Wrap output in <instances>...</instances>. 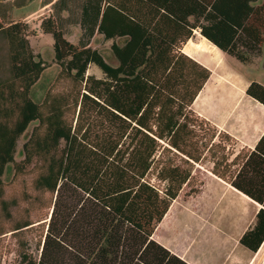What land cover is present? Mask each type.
<instances>
[{
    "label": "trees",
    "instance_id": "trees-1",
    "mask_svg": "<svg viewBox=\"0 0 264 264\" xmlns=\"http://www.w3.org/2000/svg\"><path fill=\"white\" fill-rule=\"evenodd\" d=\"M198 25L222 52L241 63L255 53L264 67V0H87L81 14L85 40L78 46L51 17L40 23L53 38L58 77L76 90L47 92L38 104L31 90L45 64L32 52L27 24L0 18V207L9 214L10 206H18L3 199L9 164L15 175L35 172L34 190L50 195L49 221L64 188L81 197L71 240H62L49 223L38 258L25 234L48 215L0 229V238L9 234L18 243L15 264H187L152 236L185 188L199 192L202 182H192L205 160L214 176L260 206L240 239L258 251L264 241V133L253 149L234 152L235 140L191 109L211 75L181 51ZM94 34L112 41L116 66L88 47ZM90 65L103 78L88 75ZM245 93L264 106V85L251 82ZM32 122L37 125L22 146L23 159L15 163L17 140ZM204 123L211 129L202 130ZM153 172L163 189L150 182Z\"/></svg>",
    "mask_w": 264,
    "mask_h": 264
},
{
    "label": "rangeland",
    "instance_id": "rangeland-1",
    "mask_svg": "<svg viewBox=\"0 0 264 264\" xmlns=\"http://www.w3.org/2000/svg\"><path fill=\"white\" fill-rule=\"evenodd\" d=\"M83 2L84 0H56L52 6V11L49 13L55 18L54 20L56 21L58 28L63 32L64 37L75 46H78L81 41L85 40L83 30L80 26ZM33 3L31 2V4ZM30 7L24 10L27 11ZM61 7H64L67 10L65 14L58 11ZM24 10H20V12H23ZM20 12L17 10L16 13L12 12L8 18L4 17V22L6 24L15 21L20 22V17L22 16L19 15ZM40 17L41 16H36L32 19L33 21L28 23V28L26 30V38L29 41L33 54L36 56V59H41L45 64V70L39 81L31 90V99L38 104L43 102L47 92L63 95L73 93L76 90L70 80L60 79L58 77L60 68L54 60L53 38L51 35L44 34L40 29ZM87 44L91 49L98 51L108 64L112 66L117 65V60L110 49L112 44L111 40L107 41L102 35L94 34ZM253 54L249 55L252 60V63L248 66L250 72L245 71L244 75L248 79L255 78L259 81L264 79V68H262L263 64L260 59L253 60L255 57H259ZM232 64L236 72L242 74L241 69L243 65L236 61H232ZM87 74L93 75L98 79L103 78L101 71L94 65L89 66ZM36 125L37 122L30 123L27 130L17 140L14 154L15 163L20 162L23 159L22 146L28 139L32 128ZM209 128L211 129V126L204 123L202 130L206 131ZM196 129L198 130V127H196ZM202 133L203 131H199V134ZM230 144L234 152L240 150L239 144L235 142H231ZM211 166L212 164L207 160L203 161L201 165L196 166L199 171L196 172L194 176L192 187L200 180H204V177L207 171L211 169ZM34 176L35 172L31 170L26 171L23 174L15 175L13 164H9L5 168L4 175L2 176L4 190L3 199L7 202L14 200L18 206L17 208L10 206L9 214H6L0 207V229L7 230L17 221L23 219L36 222L37 220L47 218V215L50 212L46 206L49 204L50 195L47 193L39 194L34 190L32 185ZM154 176L155 172L150 174V182L157 188L163 189L164 185L155 180ZM212 191L213 189L206 188L204 190L201 189L198 195H192L191 193L193 192L189 188H185L177 201L174 202L172 209L166 217V221L174 219L176 227L170 230L165 229L163 225L161 229L158 228L155 239L178 248L189 244L192 239L194 242L197 239L194 249L200 247L208 248L206 243L207 240L205 239L204 243H202V239L207 237H204V235H207V232L209 231L206 225L209 213H216L221 209L220 207H222L219 206V203L212 205L210 201ZM80 198V195L75 193L71 188H64L60 194L58 205L52 220L49 221L50 215H48V219L43 221L45 222L44 224L38 227H33L27 231L25 234V240H27L28 250L35 257L38 258L40 256L37 244L41 239L44 227L45 230H47L49 223L52 232L63 234L64 237L62 240L65 242L71 240L72 230L70 229V223L73 221V224H75L76 221H79L80 219L78 216H75V212L79 208ZM224 209L230 212L227 206L223 208V210ZM0 251L2 264H15L18 262V243L16 239L10 237L9 234L0 238Z\"/></svg>",
    "mask_w": 264,
    "mask_h": 264
},
{
    "label": "crops",
    "instance_id": "crops-1",
    "mask_svg": "<svg viewBox=\"0 0 264 264\" xmlns=\"http://www.w3.org/2000/svg\"><path fill=\"white\" fill-rule=\"evenodd\" d=\"M55 1L0 0V18L4 20V17L8 18L12 12L16 13L17 10L20 12V10L31 6L29 10L19 13L20 16L22 15L20 22L28 25L36 16H41L40 25L42 19L49 17L55 19L49 14ZM31 2H35L33 3L35 5ZM86 3L87 0H84L81 14ZM58 11L62 14L67 12L64 7L59 8ZM193 19L194 15L189 18V21H193ZM200 23L207 25L203 19H200ZM200 32V25L193 28L191 38L181 49L183 54L211 72L191 109L218 131L231 136L239 144L240 149L244 147L253 149L264 133V106L249 98L245 92L251 82L264 85V79L257 81L255 78H246L244 72H250L248 66L252 62H239L233 56L216 48ZM255 59H260L261 63L263 62L261 56L255 57L253 60ZM232 61L243 65L242 74L236 72ZM262 68H264L263 65ZM200 181L202 183L197 187L199 192L195 195H198L201 189L211 188L213 189L210 197L212 205L219 203V206H222L216 213H209L206 223L209 231L207 235H204L207 237L202 239V243L205 239L207 240L208 248L194 249L197 239L195 242L192 239L189 244L179 248L155 239L158 228L161 229L163 225L165 229L170 230L176 227L175 220L166 221V217L182 192L171 204L155 229L152 239L187 264H263L264 241L256 253H252L240 244L242 235L254 225L260 206L233 189L229 184L218 179L210 170L207 171L204 180ZM226 206L230 212L223 210Z\"/></svg>",
    "mask_w": 264,
    "mask_h": 264
}]
</instances>
